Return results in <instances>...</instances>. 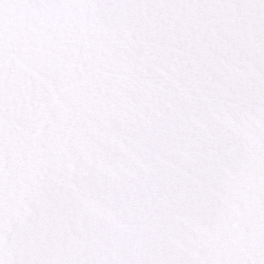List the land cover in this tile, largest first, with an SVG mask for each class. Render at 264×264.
Here are the masks:
<instances>
[{"label":"snow or ice","instance_id":"6c2138e0","mask_svg":"<svg viewBox=\"0 0 264 264\" xmlns=\"http://www.w3.org/2000/svg\"><path fill=\"white\" fill-rule=\"evenodd\" d=\"M0 264H264V0H0Z\"/></svg>","mask_w":264,"mask_h":264}]
</instances>
